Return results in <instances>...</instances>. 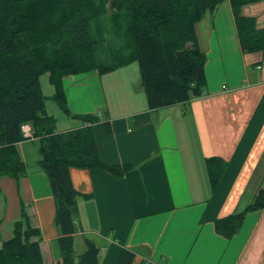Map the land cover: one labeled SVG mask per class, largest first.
Here are the masks:
<instances>
[{
  "label": "crops",
  "instance_id": "1",
  "mask_svg": "<svg viewBox=\"0 0 264 264\" xmlns=\"http://www.w3.org/2000/svg\"><path fill=\"white\" fill-rule=\"evenodd\" d=\"M240 15L264 29V1L243 6ZM195 33L206 57L202 97L151 110L130 64L63 78L69 114L56 117L45 103L59 132L80 128L75 116L108 122L110 131L92 128L99 158L130 166L121 177L69 169L72 187L88 196L78 203L75 254L85 250L87 236L99 248V264H118L123 251L130 264H264V207L247 213L230 239L214 231L216 219L242 212L264 189V50L241 51L227 1L206 12ZM53 93L52 87L47 98ZM15 148L28 171L17 180L0 178V249L24 205L39 231L43 264H56L55 204L37 166L38 142Z\"/></svg>",
  "mask_w": 264,
  "mask_h": 264
},
{
  "label": "trees",
  "instance_id": "2",
  "mask_svg": "<svg viewBox=\"0 0 264 264\" xmlns=\"http://www.w3.org/2000/svg\"><path fill=\"white\" fill-rule=\"evenodd\" d=\"M225 1L234 15L241 51L264 50V29L240 15L243 6L264 0H0V178L17 180L27 174L15 145L27 140L21 127L28 125L38 142L37 166L55 204L56 264H99V248L87 236L85 250L78 256L74 252L78 203L88 196L72 187L69 169L98 168L121 177L130 166L101 162L92 128L110 131V126L95 114L75 116L82 123L78 129L57 131L56 120L46 111L40 77L48 75L51 99L67 114L63 78L94 70L106 74L132 63L149 109L189 103L205 94L206 85V57L198 47L195 25ZM216 183L211 180L213 189ZM263 207L260 189L242 212L216 219L215 233L230 239L247 213ZM131 260L123 251L118 264ZM0 264H43L39 231L24 205L12 238L2 244Z\"/></svg>",
  "mask_w": 264,
  "mask_h": 264
},
{
  "label": "rangeland",
  "instance_id": "3",
  "mask_svg": "<svg viewBox=\"0 0 264 264\" xmlns=\"http://www.w3.org/2000/svg\"><path fill=\"white\" fill-rule=\"evenodd\" d=\"M104 51L107 52V49L104 48ZM100 58H104V56H100ZM134 66H136V63H132V67L134 68ZM40 82H41V90L43 95L46 97V106H47V111L50 114L55 115L56 117L61 116L64 112L62 111V109H60L57 104L55 103V101H53L49 97V93L51 91L52 86L49 84L48 82V75L44 74L40 77ZM79 254H76V256H78ZM75 261L77 262V257H75Z\"/></svg>",
  "mask_w": 264,
  "mask_h": 264
},
{
  "label": "built area",
  "instance_id": "4",
  "mask_svg": "<svg viewBox=\"0 0 264 264\" xmlns=\"http://www.w3.org/2000/svg\"><path fill=\"white\" fill-rule=\"evenodd\" d=\"M21 131L23 133V137L26 139H32L31 137V132H30V127L28 125H23L21 127Z\"/></svg>",
  "mask_w": 264,
  "mask_h": 264
}]
</instances>
